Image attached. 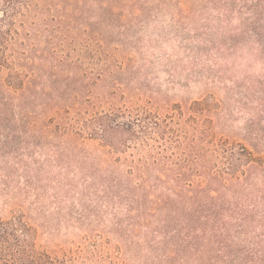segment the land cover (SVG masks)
Segmentation results:
<instances>
[{"label":"trees","instance_id":"obj_1","mask_svg":"<svg viewBox=\"0 0 264 264\" xmlns=\"http://www.w3.org/2000/svg\"><path fill=\"white\" fill-rule=\"evenodd\" d=\"M187 1L0 0V129H8L0 157L25 134L50 144V164L60 169L52 185L29 174L17 195L52 200L54 230L79 238L62 255L37 247L43 207L31 204L39 217L0 218V264H207L212 242L229 234L227 217L255 216L248 213L264 182L253 181L264 177V161L251 110L264 112V66L240 83L221 69L240 46L264 61V0ZM139 12L166 14L174 35L192 27L176 59H149L150 38L128 35L144 27ZM156 63L169 75L188 67L194 81L224 93L171 102L148 78ZM244 112L239 134L228 122ZM236 151L245 161L240 174L220 166L233 164Z\"/></svg>","mask_w":264,"mask_h":264},{"label":"rangeland","instance_id":"obj_2","mask_svg":"<svg viewBox=\"0 0 264 264\" xmlns=\"http://www.w3.org/2000/svg\"><path fill=\"white\" fill-rule=\"evenodd\" d=\"M132 1L133 0H125L126 3H131ZM195 1L198 2L199 0ZM185 4H188L187 0ZM1 14L2 12L0 11V15ZM136 15L137 21L142 20L144 27L141 28V26H136L128 35H147L151 40L149 44L154 46V53L148 54V58L157 60L156 62H158L160 56H163V54L167 52L172 55V60L176 59L177 50L181 44V36H192L195 32L192 27L187 26L182 29L180 35H174L170 32L169 17L166 14L159 17L151 15L152 19L147 18L140 12L136 13ZM233 24H236L235 20L233 21ZM199 25L200 23H197V26ZM201 28L202 27H199L198 29L202 30ZM218 29H220V27H218ZM158 34L166 35V38L161 39ZM196 39L197 38L193 40L195 41ZM255 53L256 52L250 49L248 45L240 46L236 54L226 60V66L228 68H225L224 70L221 69L222 76L231 79L236 78L238 79V83H240L239 79L246 73L254 79L260 76L263 73L264 61ZM189 61V57H184L181 63L186 65ZM92 66L97 68L105 65L103 63L95 62ZM188 73V67H184L176 70L174 75H169L167 70H165L160 63H156L153 68H150L147 72L151 85L156 86L161 83V89L165 91L167 98L171 100V102H186L193 99H199L207 96V93L211 92H215L218 96H222L224 93V91L219 88L206 86L202 81H194L198 77L190 78ZM205 73L207 74V72ZM5 74V72H1L0 76L4 77ZM194 74L199 75V71ZM224 84H227L229 87L232 86L231 82L227 79L224 80ZM144 103L145 102L142 101V104ZM251 112L255 114L254 130L261 138L259 147L256 149L257 157L260 162L261 160L264 161V112L254 109L251 110ZM233 117V121L228 122V124L235 129V132L241 134V132L245 131L246 120L250 117V114L248 112H244L243 114L237 113L234 114ZM7 133V128H1L0 140L6 142L7 140L5 138L7 137H5V135H7ZM25 135L16 137L13 141L10 140V142H12L11 151L13 152L5 157H0V218H11L18 215L19 212L29 214L32 212L29 210L31 204L36 207H43L38 221L44 224L37 226V233L34 242L36 243V246L41 249H46L51 252L54 251L56 254L62 255L63 253L74 249L79 243V238L70 233V230L68 229L66 232L62 231L65 228H62L59 232H57L56 229L54 230L57 226L53 224V222H50L51 218L49 217V213L54 208L53 201L43 198V200L40 199L38 202H35L32 196L28 199H24L23 196L17 195V191L21 192L23 187L27 185L26 178L29 174H31V176L37 174V177H41L42 181L40 184L45 187L47 184L52 185L50 184L49 178H52L53 175L60 172L58 167H52L50 164V144L48 146L45 142L38 141L37 139L33 140L29 135ZM244 145L250 147L246 142ZM234 149L238 150L239 147L236 145L234 146ZM235 159L236 160L232 159L235 167L233 164H229L228 160H225L224 163L221 162L220 166L223 165L225 168L230 166V169H228L229 172H235V169H237V174H240V170L244 167L245 161L238 155L237 151L235 152ZM3 160L8 163H2ZM259 175L260 174L254 175L253 182L256 185L263 184L264 182V177H258ZM47 176L48 178L46 180L45 177ZM31 182L32 186H29V189L36 186L34 183V177ZM48 185L46 186L47 188ZM7 196H14L16 201L5 202ZM256 205L255 209L258 210H256V212L259 215L256 214L254 210H251L248 215L253 213L255 216L247 218L246 220H241L240 218L235 220L234 218L227 217L226 224L229 226V234L219 238L221 243L212 242L208 251V256L210 258L207 261V264H264V217L261 216V213L264 211V194H262L260 200H257ZM32 213L36 217H39V214H36L34 210ZM47 222H50L51 224H47Z\"/></svg>","mask_w":264,"mask_h":264}]
</instances>
